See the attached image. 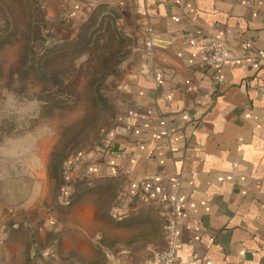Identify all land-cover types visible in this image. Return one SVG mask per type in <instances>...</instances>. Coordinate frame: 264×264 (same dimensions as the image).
I'll use <instances>...</instances> for the list:
<instances>
[{"label":"crops","instance_id":"0c3cea01","mask_svg":"<svg viewBox=\"0 0 264 264\" xmlns=\"http://www.w3.org/2000/svg\"><path fill=\"white\" fill-rule=\"evenodd\" d=\"M51 1L67 18L110 4L129 39L118 113L82 171L114 195L103 216L75 205L33 220L14 208L35 201L22 181L0 177V263L149 264L172 196L182 264H264V59L239 55L243 41L264 51V0ZM210 38L231 59L201 68Z\"/></svg>","mask_w":264,"mask_h":264},{"label":"rangeland","instance_id":"374dc122","mask_svg":"<svg viewBox=\"0 0 264 264\" xmlns=\"http://www.w3.org/2000/svg\"><path fill=\"white\" fill-rule=\"evenodd\" d=\"M38 2L45 19L42 30L47 45L74 37L98 5L104 14L114 13L110 4L103 3L93 7L84 18L82 15L67 18L63 8L51 0ZM18 57L16 47L0 52V62L5 65L4 76L0 78V177L3 176V182L21 180L25 196L35 201L33 206H14L16 212L22 218L30 216L33 220L41 214L53 213L62 220L78 205L77 214L86 208L92 215H105L114 195L113 180L87 176L82 171L95 162L91 152H95L113 127L118 113L117 94L112 91L113 79L119 73L103 86L108 107L103 118L88 125L83 123L91 118L93 110L65 91L59 92V88H52L44 95H51L61 106L48 104L44 107L45 101L39 100L43 94L41 84L31 77L23 79L26 76L13 74ZM66 67V76H69L71 73ZM78 90L82 91L80 87ZM43 171L44 177L40 180Z\"/></svg>","mask_w":264,"mask_h":264},{"label":"trees","instance_id":"16d2710c","mask_svg":"<svg viewBox=\"0 0 264 264\" xmlns=\"http://www.w3.org/2000/svg\"><path fill=\"white\" fill-rule=\"evenodd\" d=\"M100 9V5L93 9L74 37L47 45L38 0H0V52L16 47L19 56L13 74L26 76L23 79L31 77L41 84L43 94L39 100L45 101L44 107L61 106L51 95H44L52 88L88 104L93 110L91 118L81 122L88 125L103 118L108 108L103 86L119 73L129 54V39L118 25L117 14H104ZM4 73L5 65L0 62V78Z\"/></svg>","mask_w":264,"mask_h":264},{"label":"built area","instance_id":"2783aa9c","mask_svg":"<svg viewBox=\"0 0 264 264\" xmlns=\"http://www.w3.org/2000/svg\"><path fill=\"white\" fill-rule=\"evenodd\" d=\"M152 46L156 45L154 39L150 40ZM204 57L200 63L201 68L208 66H220L223 65L227 60L231 59L230 50L228 47L214 39L210 38L207 40L204 45ZM250 44L248 41H243L240 45L239 55L243 60H250L256 62L259 59H264V51H257L252 53L250 50ZM221 78L218 79V82H221ZM187 91H197L198 87L196 84L191 83L186 80L184 82ZM160 125L163 126L164 122L161 121ZM160 135H166V131L162 129ZM171 210L167 215L166 221L162 227L163 234L165 237V246L156 252L149 264H182L177 257V248H176V232H177V221L176 214L180 210L179 204L175 201L174 197H169ZM2 264V263H0Z\"/></svg>","mask_w":264,"mask_h":264}]
</instances>
